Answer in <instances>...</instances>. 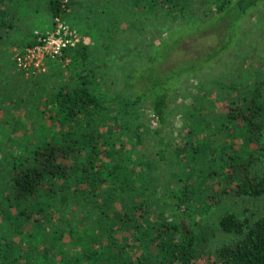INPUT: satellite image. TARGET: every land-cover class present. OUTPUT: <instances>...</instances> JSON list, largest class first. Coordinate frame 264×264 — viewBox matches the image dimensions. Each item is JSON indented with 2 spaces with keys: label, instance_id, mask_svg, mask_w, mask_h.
Wrapping results in <instances>:
<instances>
[{
  "label": "trees",
  "instance_id": "16d2710c",
  "mask_svg": "<svg viewBox=\"0 0 264 264\" xmlns=\"http://www.w3.org/2000/svg\"><path fill=\"white\" fill-rule=\"evenodd\" d=\"M40 6L48 32L58 20L93 44L26 76L14 59L6 68L2 50L45 34L25 38L17 24ZM263 9L264 0H0V134L22 117L40 131L4 149L0 264H264V15L241 36ZM224 56L237 62L229 81L213 97L191 94L174 136L179 84ZM223 197L255 208L225 212L212 228L203 214Z\"/></svg>",
  "mask_w": 264,
  "mask_h": 264
},
{
  "label": "rangeland",
  "instance_id": "374dc122",
  "mask_svg": "<svg viewBox=\"0 0 264 264\" xmlns=\"http://www.w3.org/2000/svg\"><path fill=\"white\" fill-rule=\"evenodd\" d=\"M259 15H264V9L261 10L260 13L253 15L250 19H248L245 22V25L242 28L243 33L241 34V36L243 37V40L244 38L248 39V36L250 33L249 29H252V27H254L255 29L254 25L256 24V21ZM66 21L68 24H71L68 19H66ZM17 24H18L19 31L26 38V37H29L30 33H33V34L47 33L53 26V21L51 20L45 7L40 6L35 14L31 16H27V17L23 16L22 18L18 20ZM79 34L86 39L85 44L87 45L93 44L89 36L83 33H79ZM146 39H147L146 44L147 45L151 44L152 39L150 38H146ZM21 48H22L21 46H17V45H13V46L7 45L2 50V53L6 59L5 66L11 71H12V68L10 66L14 67L12 63L14 59V55L16 51L20 50ZM242 49L245 50V48H242ZM236 63L237 62L235 58H228L227 56H224V59L222 60L218 59L215 65L211 66L208 70H203L199 74H196L195 76L187 77L183 79V81L179 84L177 91L173 94L174 100L170 105V110L173 114L172 115L173 118H171V123H172L171 129L173 130L174 136H177L175 134L179 130L176 124V121L179 117V114L177 113L180 110V105L182 103H185V104L188 103L189 97H192L191 94L196 93L198 89H200L201 91L202 89L208 90L209 92L208 94L212 95L211 97H213L218 91L219 83L229 81L228 78L230 77V74H232L230 71L235 69ZM243 70L244 68H237V70L235 71L239 73L241 71L242 73ZM53 80H57L56 77H54ZM48 81H49L48 79L44 81V83L47 84V86L50 85V83H47ZM7 106L9 107L10 105H7ZM15 113L19 114V112H15ZM12 121L13 123L8 125L9 127L5 129L3 134H0V163L5 162L3 161L5 157L4 149H8L12 146V142H10L8 138L10 137L22 138L24 136L23 132H26L28 133V135H31V136L38 135L40 133L39 130L35 129L36 123L31 122L29 117H22V121L20 123L18 122L16 118ZM19 124H22L24 128L16 130V127ZM14 149H17V151H20L21 147L19 146L16 148L14 147ZM6 161L8 162L7 159ZM0 168H3V164H0ZM1 172L2 170H0V173ZM252 204H253L252 201L248 202V201H243L242 199H235L233 197H223V199L220 201L218 205H216L213 209L203 214V218L207 224H209L212 228H215L217 220L225 212L233 211L237 214L244 215L248 213V208H255V206H253ZM0 220L3 221L2 219ZM217 237L218 239L220 238L219 234H217ZM213 240L214 238L212 239V241Z\"/></svg>",
  "mask_w": 264,
  "mask_h": 264
},
{
  "label": "built area",
  "instance_id": "2783aa9c",
  "mask_svg": "<svg viewBox=\"0 0 264 264\" xmlns=\"http://www.w3.org/2000/svg\"><path fill=\"white\" fill-rule=\"evenodd\" d=\"M79 42L85 44L86 39L66 23L57 20L53 30L41 36L37 43L16 51L14 60L18 69L29 76L45 71L46 59L60 56L62 49Z\"/></svg>",
  "mask_w": 264,
  "mask_h": 264
}]
</instances>
